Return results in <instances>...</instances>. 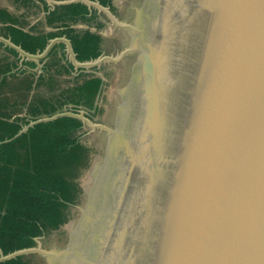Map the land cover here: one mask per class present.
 <instances>
[{
	"label": "water",
	"instance_id": "95a60500",
	"mask_svg": "<svg viewBox=\"0 0 264 264\" xmlns=\"http://www.w3.org/2000/svg\"><path fill=\"white\" fill-rule=\"evenodd\" d=\"M49 1L115 20L96 0ZM137 15L130 45L105 58L135 53L117 124L100 125L106 153L74 242L0 261L39 251L46 264L49 252L53 264H264V0H145ZM61 38L35 54L5 41L39 58ZM63 39L75 69L99 58L77 60ZM62 115L90 122L69 110L21 131Z\"/></svg>",
	"mask_w": 264,
	"mask_h": 264
},
{
	"label": "trees",
	"instance_id": "16d2710c",
	"mask_svg": "<svg viewBox=\"0 0 264 264\" xmlns=\"http://www.w3.org/2000/svg\"><path fill=\"white\" fill-rule=\"evenodd\" d=\"M26 2V0H23ZM47 11L48 25L57 31L32 33L23 29L24 20L0 8V33L24 51L41 52L48 40L65 35L76 59L86 61L101 53V36L89 29L73 25L90 23L93 13L82 2L59 3L52 9L40 0ZM110 6L111 0H96ZM102 23L96 20V27ZM63 44H54L49 57L36 73V63L24 60L18 66V51L0 41V254L35 245V237L57 229L68 220V207L79 202L82 188L77 178L90 162L91 149L80 142L77 132L82 121L62 115L52 116L68 108L74 112L82 105H92V96L101 89L102 80L90 77L72 85L56 97L30 96L34 86H51L55 76L69 73L71 62L65 59ZM21 131V132H20ZM0 264H32L23 255L0 261ZM35 264V263H33Z\"/></svg>",
	"mask_w": 264,
	"mask_h": 264
},
{
	"label": "rangeland",
	"instance_id": "374dc122",
	"mask_svg": "<svg viewBox=\"0 0 264 264\" xmlns=\"http://www.w3.org/2000/svg\"><path fill=\"white\" fill-rule=\"evenodd\" d=\"M3 2H9L7 0H0V4ZM10 3V2H9ZM125 3V0H113V4L116 7V11L120 10L123 7V4ZM14 4V3H13ZM16 4H20V2H17ZM140 8H138L137 10H139ZM121 11V10H120ZM102 12L101 10H99L98 8H92L91 9V13H93V21H90V23H86V22H78L76 25H79L78 29H86V27H88L87 29L91 30V31H96L97 33H99L103 38H102V47H101V53L98 56L99 58H97L95 61H93L92 63H87L85 66H83L86 70H92L94 72H98L100 73L105 81L103 82V87L101 89V91L98 93V96L95 100V104L98 108V113L94 116V119H91L90 122L85 123V126L83 128H81L77 134H78V139L80 140L81 143L87 145L91 151H90V162L89 165L87 166V168H85L81 174L79 175V177L77 178L79 185L81 186L82 189H85V192L82 196V202H78L75 205H69L68 207V220L62 224V230L66 229L67 231L69 230L71 232V229L73 227L72 222L74 223L75 218L79 215V212L82 208V205L85 201L86 195L89 191V188L91 186V183L93 181L95 172L97 170L99 161H100V156L102 155V153L100 152V150L98 149L97 146V140L94 138L93 132H94V125H106L105 127H107L108 125L104 123V121L102 122V120H106V114H107V109H108V105L111 104V102L113 101L114 97H115V91L118 90L119 91V82L121 79L119 70L117 67L114 68V70H110L109 68V61L105 58H110V57H115L117 56L121 51H123L126 47L124 48H120V49H116V50H112L110 47V42H109V33L110 31H112V29H114L112 23L110 22H106L105 18L102 16ZM122 15L120 18L113 20V24L115 23V25H122L125 24V22H123L124 20L121 19ZM96 20L97 21H105L106 23L103 24L100 27H96ZM132 25V23L130 24ZM66 52L67 56L69 57V52L67 51V47L65 46V49L63 50ZM100 59V60H99ZM62 80L60 82H57L55 84H53L54 87V93L57 91L59 92H63L65 90L66 87H71L72 86V80L70 79L69 75H63V77H61ZM47 87L44 88H40L39 89V95L40 96H47L50 93H52L53 90H51L53 87H50L48 85H46ZM94 104V105H95ZM70 109L68 108L69 111ZM71 111V110H70ZM109 128V127H107ZM95 133V132H94ZM97 147V148H96ZM86 194V195H85ZM46 235L49 236V238H51V241H55V240H59V238L61 237V234H57V231H51L49 233H47ZM49 242V241H48ZM47 242V243H48ZM41 242H39L38 239V244H40ZM46 243V244H47ZM36 242L35 245L33 246V248H38L40 247ZM44 245V244H43ZM23 258L25 260H27L29 263H37V256L33 253V252H25L22 253Z\"/></svg>",
	"mask_w": 264,
	"mask_h": 264
},
{
	"label": "flooded vegetation",
	"instance_id": "af4514ba",
	"mask_svg": "<svg viewBox=\"0 0 264 264\" xmlns=\"http://www.w3.org/2000/svg\"><path fill=\"white\" fill-rule=\"evenodd\" d=\"M145 0H125V3L123 4V7L118 11H116V7L113 4V0H111V4L110 6H107L109 8V11L111 12V14L114 16L115 19L118 20V18L121 17L122 15V20H124L123 22H125V24L122 25H115V23L113 24V20L105 13L102 12V16L105 18L106 22H110L112 23L114 29H112V31H110L109 33V42L111 45V49L112 50H116V49H122L126 46L129 45V42L132 38V34L130 32V30L128 28H126V24L128 23H132L135 18H136V14H137V9L140 8L141 6H143ZM101 22L103 24H105V21ZM88 28V27H86ZM82 30V29H79ZM101 36V35H100ZM102 36L100 39V48L102 47ZM135 58V53L130 54L128 56H125L124 58L121 59L120 62L118 63H111L109 62V68L110 70H114L115 67L118 68L121 79L119 82V86L124 85L125 83H127V79L130 76L131 73V69L132 67V59ZM80 70L79 73L77 74V76L75 78H73L72 85H79L81 84L84 80L90 78V77H99L102 80V85H101V89L103 87V82L105 81L104 77L98 73V72H94L92 70H86L84 67L78 69ZM69 75V73H66V76ZM69 87L65 88V92L64 94L67 95V90ZM100 89V91H101ZM99 91V92H100ZM98 92V93H99ZM98 93H96L95 95L92 96V105L93 106H88V105H82L80 107V109H78V111L82 112L84 116L88 117L90 120L94 119V116L98 113V108L95 104V100L98 96ZM119 102V92L118 90L115 91V97L113 99V101L111 102V104L108 105V109H107V114H106V120H102L101 121L105 124H107V127H114L117 124V116L119 115V110H118V103ZM95 104V105H94ZM116 119V120H115ZM86 122H82V127L83 128L85 126ZM106 126V125H105ZM95 129L92 135H94V138L97 140V146L98 149L100 150V152L102 153V156H100V160H102V162L104 161V156L106 153V147H107V142H108V131L104 128L101 127L100 125H94ZM97 148V147H96ZM84 194V191L82 189V192L80 193L79 196V202H82V196ZM86 195V194H85ZM88 194L86 195V201L85 204L87 203L88 200ZM82 211L81 213L75 218L74 223L72 222V225L75 226L74 228H78L82 219ZM62 224L55 230L52 231H57V234H61V237L59 238V240H55V241H51V238H49L48 235L43 234L41 236H39V242H41L40 244H38V240L36 241V243L40 246V248L42 250H56V251H60L63 249H66L68 247H70L72 245V243L74 242V235L70 233V231L64 229L62 230ZM49 241V242H48ZM48 242V243H47ZM47 243V244H46ZM44 244V245H43ZM33 253L37 256V263L35 264H46L44 257L41 255V253L39 251H33Z\"/></svg>",
	"mask_w": 264,
	"mask_h": 264
},
{
	"label": "crops",
	"instance_id": "0c3cea01",
	"mask_svg": "<svg viewBox=\"0 0 264 264\" xmlns=\"http://www.w3.org/2000/svg\"><path fill=\"white\" fill-rule=\"evenodd\" d=\"M7 1H9L10 3L3 2L0 4V8L6 9L8 12L14 14L15 16L21 17L24 20L23 29L25 31H29L32 33H39V32L46 33V32H51V31H57L58 28L47 24L46 19H45L47 11L44 9L43 3L40 0H26V2H24L23 0H7ZM45 1H46V4L49 6V9H52L53 6L55 5L51 3L49 0H45ZM17 2H20V4L19 5L16 4ZM90 13H91V10H89V14ZM76 24H74L73 26L78 29L79 25H76ZM59 37H62V38L60 40H56L55 42H53L52 45L49 47V49L44 54H42L39 58H36L33 56H24L20 52H18L20 56V59L18 61V66L21 65L23 59L32 60L36 63V68L33 70H35L36 73H39L40 68L43 67L46 61H48L49 57L47 56V53L54 44L56 43L63 44V48L62 50H59L58 55H60V53L65 49V46L67 47V43L65 39H63L65 35H62ZM5 39H8L10 41L9 38H4L3 35L0 33V41H2L4 44L10 45L9 43H7V40L5 41ZM65 62H70V55L68 57L66 52H65V59L61 60V64H64ZM78 69H75L73 66L72 71L69 72V77L72 81H73V78H75L77 74L79 73L80 70ZM63 75H66V73L64 72L63 74L55 76V79H54L55 82L53 84L60 82L62 80L61 77H63ZM53 84L49 86V88L53 87L51 89L53 90L52 93H50L46 97H56L58 96L59 93H62V92L58 93L57 91L54 93L55 86H53ZM44 87H47V86L45 84L34 86L31 90L30 96L39 95L38 94L40 92L39 89L44 88Z\"/></svg>",
	"mask_w": 264,
	"mask_h": 264
},
{
	"label": "bare ground",
	"instance_id": "6f19581e",
	"mask_svg": "<svg viewBox=\"0 0 264 264\" xmlns=\"http://www.w3.org/2000/svg\"><path fill=\"white\" fill-rule=\"evenodd\" d=\"M138 15L136 16L135 20L132 22V25H130V27L128 28L130 30L131 34H133ZM130 42H131V40H130ZM130 42H129V45H130ZM58 254H59V252H49L48 258H49V261H50L51 264H53V262L55 261L56 257L58 256Z\"/></svg>",
	"mask_w": 264,
	"mask_h": 264
}]
</instances>
